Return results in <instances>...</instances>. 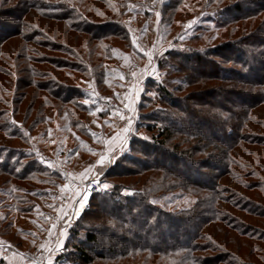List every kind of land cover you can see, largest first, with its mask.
<instances>
[{"label": "rangeland", "instance_id": "rangeland-1", "mask_svg": "<svg viewBox=\"0 0 264 264\" xmlns=\"http://www.w3.org/2000/svg\"><path fill=\"white\" fill-rule=\"evenodd\" d=\"M221 2H130L118 21L121 24L120 38L112 40L110 51H106L108 58L97 62L101 66L99 70H91L88 66L86 74L56 73L54 79L61 85V90L66 88L61 96L68 100H60L49 91L40 90L31 109L28 107L30 98L25 97L23 109L28 110L26 116H22L25 113H15L13 105L0 104L5 112L2 123L8 121V130L15 132L14 135H7L0 131V136H6L0 141L2 162L8 163V168L16 175L28 164L36 168L31 171L30 179L6 173L0 175V257L7 264H88L74 251L76 239L69 236L71 228L76 226L74 222L87 210H100L97 207L100 205H93L92 194L87 206H83L78 213L77 205L82 193L77 186L70 187L69 182L72 177L82 182L97 178L103 185H108L98 193L116 196L120 202H126L125 196H134L145 189L138 181L142 178L138 172L143 170L144 164L164 160L156 154L149 156L152 148L156 147L154 143L161 140L158 128L166 125L161 118L170 111L175 112L176 117L181 114L170 106L163 91L171 93L178 100V106H182L181 100L189 102L187 96L191 91L206 88L196 82V73L186 70L189 64L196 69L199 66L193 59L190 63L186 62V55L200 53L208 56L214 46L233 41L238 49L230 54L236 55V63L222 59L225 70L229 72L234 65L242 68V64H252L257 72L263 68L261 74L253 73L252 79L256 81L264 75V64L258 63V59L264 62V0ZM253 11L259 13L250 18ZM228 14L238 19L225 22L223 19ZM6 48L9 49L8 45ZM41 50L46 52V56H67L46 48ZM100 54H103L102 50ZM212 58L220 59L219 55ZM90 63L88 61V65ZM36 67L42 74L54 70L48 61ZM43 79L47 80V76ZM6 81L8 83L4 85L8 89L16 87L17 91V83ZM217 82L222 81L212 79L208 85L214 86ZM222 84L224 86L219 88L228 90H218L209 97L204 96L206 91L198 94L199 97L216 100L215 104H220V109L205 106L198 107L197 115L192 112L184 114L197 120L196 134L199 131L214 136L225 127L226 133H230L232 114H239L247 108L250 117V110L253 109L250 107V100H253L250 94L264 88V85L250 84L245 79H225ZM232 88L244 96L229 93ZM35 89L30 86L26 90L30 94ZM214 111L227 116L224 125L205 123L201 119L206 113L210 115ZM251 113L253 121L247 119L241 131V134L250 135L251 142H238L241 146L231 151L237 166L233 165L237 177L233 179L231 174H227L220 178L217 186L218 210L231 217L233 224H242L241 228L247 235L240 236L228 229L232 238L237 239L236 243L224 251L199 253L203 258L211 254L219 255L223 261L218 264H264V165L262 168L257 166V162L264 163V142H258L259 138H264V103L255 106ZM185 123L182 125L187 126ZM177 125L173 137L166 139L165 142L169 143L163 147L168 151L165 158H170L167 164L171 166L174 161V169L184 170L185 173L189 170L191 177L206 181L205 172L209 169L202 164L203 153L200 151L191 155L183 151L186 148L184 140L188 137L193 146H198L199 141L193 133L189 132L187 137V129L178 132L179 123ZM219 133L223 134L222 131ZM175 142L178 147L174 146ZM163 149L161 147L158 151L162 153ZM174 152L177 160L171 158ZM149 173H153L154 181H157L150 202L171 215L190 209L207 194V190L200 185H187L181 175L165 171L143 175ZM90 224L93 230L100 231L99 243H87L84 248L95 256L94 249L100 250L101 243H107V238L102 235L104 223L93 220L88 223L86 218L75 228L79 230L77 238L85 239L83 228ZM154 233L150 243L164 246L155 237L158 234ZM218 236L223 247V238L220 234ZM37 251L42 256L39 262L32 258ZM170 257L169 254L150 250L113 260L97 257L91 264H168Z\"/></svg>", "mask_w": 264, "mask_h": 264}, {"label": "trees", "instance_id": "trees-1", "mask_svg": "<svg viewBox=\"0 0 264 264\" xmlns=\"http://www.w3.org/2000/svg\"><path fill=\"white\" fill-rule=\"evenodd\" d=\"M135 1L137 0H0V104L3 106L13 105L15 113H25L21 115L26 116L28 110L23 109L25 97L29 96L28 107L31 109L35 106L37 94L40 90L49 91L50 94L60 100H68L69 98H62L61 96L66 88L61 90V85L54 78L60 72L68 75L71 73L86 74L88 73V66H91V70H99L101 66L97 62L108 58L106 51H110L112 40L120 38L121 24L118 22L119 19L130 2ZM181 1L183 0H171V4L181 3ZM219 1L222 3V0ZM253 13L250 18L256 17L259 12L253 11ZM236 19L238 18L228 14L223 20L231 23ZM6 45L9 49L6 48ZM237 47L235 42L227 41L211 48L210 52L207 53L208 56L200 53L185 56L186 62L190 63L193 59L194 63L199 65V70L190 64L186 70L196 73V82L199 85L203 84L206 88L202 87L191 91V94L187 96L189 102L181 100L182 106H178V100L171 93L166 90L163 91L170 106L176 108V111L183 115L177 114L178 117H176L175 112L170 111L167 116L161 118V121L166 123L164 128H158L161 140L158 139L159 142L154 143L156 147H153L151 154H148L150 157L156 154L164 160L160 162L156 160L152 164L143 165V170L138 172L139 177L142 178L138 181L142 182L145 189L134 196H125L126 202H120L116 196L112 195L102 196L101 193L92 195L91 202L94 206L100 205L97 206L100 207V210H87L74 223L77 226L81 220L86 218L88 223L90 220L104 223L102 235L107 238V243H101L102 248L100 250L94 249L95 256H93L89 254V251L87 253L84 247L87 243H99L98 233L100 231L93 230L90 224L87 228H83L86 238L78 239L79 230H76V226L72 227L69 237L76 239V243L73 245L75 247L74 251L81 259H84L85 263H94L97 257L102 260H113L117 257H128L153 250L156 253L169 254L171 257L168 264H218L223 261L219 255L211 254L203 258L199 253L207 250L212 252L224 251L231 244L236 243L237 239L232 238V234L228 229L235 231L240 236L247 235V232L244 229L242 230L241 223V225L233 224L231 217L218 210L217 186L220 178L227 174H231L233 179L237 177L233 169V165L236 166L235 158H233L231 151L241 146L240 143L243 141L251 142L250 135L241 134V131L245 127L247 119L250 118V121H253L251 111L254 107L264 103V88L250 94V97H253V100H250V107H253L250 110V117H248L247 108L242 109L239 114H232V131L230 133H226L227 128L225 127V129H220L214 136L199 131L196 134L197 120L192 116H184L185 113L189 114L190 112L197 115L198 107L208 106L212 109H220L221 105L215 104L216 100L211 101L199 97L198 94L206 91L203 94L205 97H209L218 90H228L219 88V86H224L222 82L225 79H245L250 84L264 85L263 74L256 81L252 79V74L257 72L252 64L250 66L242 64V68H236L234 65L230 67L229 72L225 70L224 62L232 61L236 63V55L232 56L230 52L238 49ZM40 48H46L51 52H61L67 56H46V52L44 53ZM101 50L103 54H100ZM213 55H219L220 59L217 61V59L212 58ZM222 59L224 60L223 63ZM44 61H48L54 70L42 74L36 65ZM88 61L91 62L89 65ZM258 63L264 64L260 59H258ZM201 67L204 69L201 70ZM209 68L212 71L208 72ZM261 69L263 68L258 69L257 73L261 74ZM246 70H248V73ZM98 73L102 74L101 72ZM43 76H47V80L43 79ZM6 79L17 83V91H15L16 87L11 90V88L8 89L4 85L8 83ZM212 79L222 82L209 86L208 83ZM30 86L36 89L29 94L26 89ZM229 91V93L241 94L240 97L244 96L240 91L238 92L233 88ZM256 95L257 98H254ZM3 111V108H0V131L7 133V135H14L13 130H8V121L2 123V121H5L2 118L5 113ZM225 117L227 116L222 115L221 112L214 111L210 115L206 113L201 119L205 123L224 125ZM183 122H186L187 126L182 125ZM177 123L180 127L178 132L182 133L187 129V137L190 133H193L199 141L198 146H193L191 145V138L188 137L184 140L186 141L184 142L186 148L183 151L189 152L191 155L200 151L203 153L205 158L201 160L202 164L209 169L208 172H205L206 181L191 177L189 170L187 174L184 170L174 169V161L171 166L167 164L170 158H165L167 149H163V147L169 143L165 140L173 137V132L178 126ZM14 126L16 127V125ZM221 131L223 134L219 133ZM5 139V135L0 136V141ZM258 142H264V138H259ZM178 145L175 142L174 146L178 147ZM161 147L164 150L162 153L158 151ZM175 155L174 152L171 158L177 160ZM186 163L191 162L186 161ZM263 165L262 161L257 162V166L260 168ZM35 170L34 165L28 164L24 166L20 174L16 175L14 170L8 168V163L2 162L0 155V175L6 173L20 179H30L31 171ZM156 171L159 173L162 171L173 173L175 176L181 175L187 185H200L207 190V194L205 193L200 203L196 202L190 209L181 210L171 215L163 209H158L150 202L156 191L155 184H157V181H154L155 175L153 173L146 176L143 174ZM165 178L167 177L165 176ZM6 181H9V179ZM248 189H250V186ZM163 216L166 218H163ZM154 232L158 234L155 236L158 242L163 243L164 246L157 247L150 243L153 234H155ZM219 234L224 241L223 247L220 246ZM0 264H7L2 257H0Z\"/></svg>", "mask_w": 264, "mask_h": 264}, {"label": "built area", "instance_id": "built-area-1", "mask_svg": "<svg viewBox=\"0 0 264 264\" xmlns=\"http://www.w3.org/2000/svg\"><path fill=\"white\" fill-rule=\"evenodd\" d=\"M114 105H116V102H113ZM126 105V103L124 104V106ZM129 130V129H128ZM67 173H69L67 171ZM69 186L70 187H78L80 190H81V193H82V199H79L78 201V205H77V208L79 210V207H80V203L86 199V204L84 205V207L87 206V203H88V200L90 198V196L92 194H95V193H98L100 192L101 190L105 189L104 185L102 184L101 181H99V179L97 178H92V179H88L87 181H80V180H77L76 178L72 177L70 182H69ZM41 255H40V252H36V256L35 257H32L33 259H35L37 262H39V260L41 259Z\"/></svg>", "mask_w": 264, "mask_h": 264}, {"label": "bare ground", "instance_id": "bare-ground-1", "mask_svg": "<svg viewBox=\"0 0 264 264\" xmlns=\"http://www.w3.org/2000/svg\"><path fill=\"white\" fill-rule=\"evenodd\" d=\"M86 204V199H84L81 203H80V207L78 210V213L80 212V210H82V207Z\"/></svg>", "mask_w": 264, "mask_h": 264}, {"label": "snow or ice", "instance_id": "snow-or-ice-1", "mask_svg": "<svg viewBox=\"0 0 264 264\" xmlns=\"http://www.w3.org/2000/svg\"><path fill=\"white\" fill-rule=\"evenodd\" d=\"M104 187H105V188H107V187H108V185H104Z\"/></svg>", "mask_w": 264, "mask_h": 264}, {"label": "water", "instance_id": "water-1", "mask_svg": "<svg viewBox=\"0 0 264 264\" xmlns=\"http://www.w3.org/2000/svg\"><path fill=\"white\" fill-rule=\"evenodd\" d=\"M79 216V215H78Z\"/></svg>", "mask_w": 264, "mask_h": 264}]
</instances>
